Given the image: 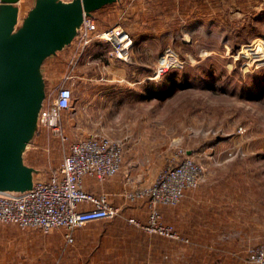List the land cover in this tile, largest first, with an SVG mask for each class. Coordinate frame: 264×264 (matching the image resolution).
<instances>
[{"label":"crops","instance_id":"obj_1","mask_svg":"<svg viewBox=\"0 0 264 264\" xmlns=\"http://www.w3.org/2000/svg\"><path fill=\"white\" fill-rule=\"evenodd\" d=\"M195 2H191V26L215 34L212 46L222 42L235 47L262 32L264 0H197L198 8ZM31 4L25 3L24 9L27 11ZM183 8V0H128L127 4L118 0L93 11L98 30L119 25L128 32L131 45L127 60L111 56V45L94 39L77 55L80 69L70 67L68 60L76 55V40L68 44L75 46L64 53L69 69L65 86L76 95L65 127L71 134L75 123L80 122L86 137L101 135L124 143L122 163L114 180L99 185L87 178V190L109 196L119 191L125 182L121 184L123 177L150 173L140 170L142 166L134 168V162L140 159L133 146L137 98L144 96V86L151 83L147 79L151 68L144 70L141 66H150L168 45L173 30L175 35L181 32L178 19ZM197 9L201 12L196 13ZM195 17L200 19L195 22ZM235 29L244 34L230 38L228 33ZM56 54L41 64L43 80L45 72L56 74ZM256 84L259 90L254 106H250L254 116L248 117L246 112V136L240 138V143L245 142V152L238 168L229 167L219 174L205 164L198 186L186 191L175 208L159 207L165 221L187 237L186 242L148 234L128 220H113L102 234H73L68 242L57 233L24 230L0 222V264H253L246 260L247 253L253 245L264 242V142L247 135L253 127L259 130L263 115L260 105L263 102L264 108V83L259 79ZM76 138L79 136L74 133ZM135 170L139 172L134 174Z\"/></svg>","mask_w":264,"mask_h":264},{"label":"rangeland","instance_id":"obj_2","mask_svg":"<svg viewBox=\"0 0 264 264\" xmlns=\"http://www.w3.org/2000/svg\"><path fill=\"white\" fill-rule=\"evenodd\" d=\"M33 1H18L19 22L26 12L25 3L30 2L31 4ZM183 1V15L178 19L181 32L178 31L175 35V30H173L167 46L175 50L181 59H186L188 64L180 69L169 70L155 80H150L151 83H146L144 86V89L147 90L144 96L141 99L137 98L135 145L133 146L134 153H139L140 159L137 158L138 161L135 159L137 162H134V168L142 166L144 168H140V170L150 173H145L147 174L145 177L133 176V174L131 177H123L121 184L125 182L121 187L119 186V191L114 194L109 193L108 198L112 203L116 204L123 201L122 193L124 190L133 191L140 186L150 185L159 170L168 165L176 164L185 157L192 159L200 167L199 178L205 169V164H207L206 168L223 174L229 167L238 168L241 158H243L245 142H243L244 144L240 143V138L246 136V112H248V117L254 116V113H251L254 112L252 111L254 109L250 106H254L253 100L256 99L259 90L256 82L261 79L264 83V66L243 71L240 68L241 60L234 58L243 45L246 46L253 40L259 42L260 39L264 38V16L261 19L263 28L260 31L262 32L256 34L255 37L253 36L252 39L240 42L235 47L226 46L222 42L212 46L216 39L215 34L201 32L196 26H191L193 21L192 0ZM121 2L127 4L128 0H121ZM195 4L198 8L197 0ZM196 11V13L201 12L198 9ZM228 18L233 20L230 16ZM198 19L200 17H195L194 21L197 22ZM244 19L247 20V18ZM243 34L240 30L235 29L228 33V36L239 38ZM74 46L70 44L62 51L57 52L56 74L48 75V72H45V103L52 101L58 87L67 85L69 69L65 60L68 58L64 56V53H69ZM261 51H264L261 44L256 48L251 46L247 50L246 57L249 61L261 62L264 60V54H260ZM77 57L75 55L72 58L73 61L68 60L70 67H79ZM52 58L47 59L45 63ZM152 62L150 66L141 67L144 70H148V68L152 70L154 67ZM148 89L152 90L153 93ZM163 92H167L168 96L164 97ZM74 94L76 95V93ZM73 105L72 102L71 109L60 114L61 129L67 135V141L61 142L51 128L38 124L32 140L24 149L23 162L36 169L33 173V179H46L51 172L59 167L62 156L68 151L69 142L74 140V133L79 137H86L84 130L80 128V122L77 124L74 122L75 125L71 134L65 127V120L69 118ZM260 106L263 114L259 122L261 126H259V130H255V127L252 130L249 129L247 135L262 138L261 142H264L263 102ZM248 122L251 123V120ZM255 123L252 125L255 126ZM249 146L254 147L252 144ZM261 152L264 155V148ZM262 162L264 163V157ZM135 171L134 174L139 172L138 170ZM115 177L116 175L108 181L114 180ZM127 178L128 182L126 183ZM177 205L168 208H175ZM146 213L144 200L127 203L117 217L86 223L74 229L73 234H102L110 229L113 220H127L130 217L145 220ZM162 219L165 220L163 215ZM50 232L57 233L63 238L60 229H53L47 233ZM258 244L260 243L253 245V247Z\"/></svg>","mask_w":264,"mask_h":264},{"label":"built area","instance_id":"obj_3","mask_svg":"<svg viewBox=\"0 0 264 264\" xmlns=\"http://www.w3.org/2000/svg\"><path fill=\"white\" fill-rule=\"evenodd\" d=\"M94 39L111 45V56L127 60V49L131 45L129 34L119 25L98 30L93 17L84 16L76 40V55ZM260 39V38H259ZM264 47V38L253 40L238 51L235 60H241L240 68L248 71L264 66L261 62L249 61L246 57L251 46ZM260 54H264L261 51ZM260 63V64H256ZM188 64L171 47L164 48L152 62L149 80L164 75L172 69H180ZM73 91L69 86L56 89L51 102L40 109L38 123L51 128L61 142L67 141V135L61 129L60 114L72 107ZM124 153V143L106 136L93 135L79 137L69 142L68 151L62 156L59 167L46 179H33L32 187L23 192L7 193L0 191V222L13 223L22 229H36L47 233L60 229L63 238L72 240L73 231L82 225L99 220H107L121 214L127 203L144 200L146 219L127 220L148 234L186 242L170 222L162 219L160 206H175L188 190L196 188L200 167L190 158H183L176 164L168 165L158 171L150 185L137 189L124 190L123 201L113 204L104 192L94 193L86 189L85 179L102 185L115 176L120 169ZM128 178L126 179V183ZM246 260L253 264H264V243L252 247Z\"/></svg>","mask_w":264,"mask_h":264},{"label":"water","instance_id":"obj_4","mask_svg":"<svg viewBox=\"0 0 264 264\" xmlns=\"http://www.w3.org/2000/svg\"><path fill=\"white\" fill-rule=\"evenodd\" d=\"M19 0H0V191L31 189L23 162L45 97L40 66L78 34L83 17L118 0H34L19 22Z\"/></svg>","mask_w":264,"mask_h":264},{"label":"trees","instance_id":"obj_5","mask_svg":"<svg viewBox=\"0 0 264 264\" xmlns=\"http://www.w3.org/2000/svg\"><path fill=\"white\" fill-rule=\"evenodd\" d=\"M148 90L152 92V90H150V89H148ZM145 91H147V90L145 89ZM152 93H153V92H152Z\"/></svg>","mask_w":264,"mask_h":264}]
</instances>
